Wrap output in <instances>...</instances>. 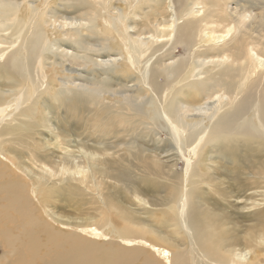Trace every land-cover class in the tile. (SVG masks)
I'll return each instance as SVG.
<instances>
[{
    "label": "bare ground",
    "instance_id": "obj_1",
    "mask_svg": "<svg viewBox=\"0 0 264 264\" xmlns=\"http://www.w3.org/2000/svg\"><path fill=\"white\" fill-rule=\"evenodd\" d=\"M57 1L0 0V264H264V0Z\"/></svg>",
    "mask_w": 264,
    "mask_h": 264
},
{
    "label": "rangeland",
    "instance_id": "obj_2",
    "mask_svg": "<svg viewBox=\"0 0 264 264\" xmlns=\"http://www.w3.org/2000/svg\"><path fill=\"white\" fill-rule=\"evenodd\" d=\"M29 1L31 2L32 5H35L37 0H29ZM69 1L72 2V0H69ZM136 1L137 0H132V3H131L132 4V7L131 6L128 7L127 2L130 3L131 0H119V1L118 0H111L112 4L115 5V8L118 6L119 3H121L123 5L122 7H125L126 13L127 14H130V15H127V17H129V20L131 22H132V18H134V20H138V19L141 20L143 18V16L140 17V15L134 16V15L131 14V11L136 7V5H135ZM71 2H69L68 4H70ZM64 3H66L65 0L57 1L56 2V5L54 7L51 6L52 7L51 8L52 11L55 12V11L64 9V7H65V4ZM230 6L233 7L234 4L231 3ZM148 10H149V8H147L145 6L143 7V13L146 12V11H148ZM112 12H115V9ZM71 16L73 18L75 17L73 19L75 21H79V18L81 17L79 15V13L78 14L71 15ZM76 18H78V19H76ZM130 25H134V24L131 23ZM137 29H138V26H136L134 28H129V30H131L130 32H132V30L133 31H136ZM178 48H180V49H178ZM178 48H176L175 51H174L175 59H178L179 57H183V56L186 55V52L183 49H181L180 46H178ZM153 61L154 60L151 59L149 61V65L152 64ZM197 62L198 61H196V65L198 67L200 65V61L198 63ZM213 66H214V64H211L210 65V63H206V65L204 64V66L200 65V67L196 69V72L199 71L200 74H201V76H200V74H196L194 77L195 78H198V77H196L197 75L199 77H202V76L206 75V72L207 71H210V70H211V72L216 71L218 68L215 67L216 68V70H215V68H213ZM201 70H202V73L204 75H202ZM76 73L77 74H80L81 75L80 77L86 78V79H75L77 81L76 83H78V81L79 82H85V81H93V80H95L94 79V74L92 73V71L90 72L87 68H81V70L77 71ZM53 122H54V125L56 126V120L55 119H53ZM151 129L154 130L153 133H154L155 138H156L155 140H160L161 139L162 141H164V140H166L169 137V133L167 132V129L164 126H162L161 124H156L155 125V123H152ZM71 138L72 139H75L74 136H72ZM147 138H149V137L147 136ZM151 142L152 141H150V143ZM136 144H140V143L135 142L134 145H136ZM183 166H184V160L183 159H180L179 161H177V166H176L177 170L182 169ZM223 166H225L227 168L226 171H228V170L230 171L228 174L225 173L227 175H233V174L237 175V173H239L236 170H234L235 168H237V166L234 163L226 162V163H223ZM230 200H232V199H230ZM219 201H220V204H222L223 208L226 211H231V213L233 212V216H235L236 217V220H238L240 222V224H241V226L239 227V229L240 230H244L247 227V225L249 224L248 221H246V222L244 221L245 220V215L247 213V210L246 209L245 210L240 209L238 207L240 203L239 202H236V201H234L232 204H229L228 202H226V201H224V200H222L220 198H219ZM58 204L60 206L64 207L65 209H67V210H71L72 212H75L76 211V208H75L76 205H74V204L70 205V202H66L63 199H61L60 201H58ZM88 211H91V207L90 206H88ZM42 217L43 218H46V215H45L44 212H42ZM50 223L52 224L51 226L54 229L59 228V225L57 224V222H55V223L50 222ZM41 236H42V240L40 241V247H41L42 252L48 251V248H51V250L54 251V254H56L58 252H61L62 253V252H67L68 251V249H69L68 244L65 243L62 247L55 248V247H53V243L50 241V238L47 235H45L44 233H42ZM146 253H147L146 252V249L140 250L138 257L135 258V261L133 262V264H144V260H145V258L147 257V254H148V253L147 254ZM2 255H3V253H2L1 247H0V257ZM10 255L13 256V253L11 252ZM249 256H251V253H248L247 254V257H249ZM42 259H43V257L40 258V259L35 258V257L34 258L27 257V258H23L22 259V256H20V257H17V263L16 264H43V260Z\"/></svg>",
    "mask_w": 264,
    "mask_h": 264
}]
</instances>
